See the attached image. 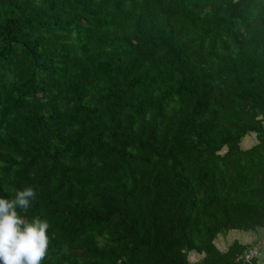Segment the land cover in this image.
Returning <instances> with one entry per match:
<instances>
[{
    "label": "trees",
    "instance_id": "16d2710c",
    "mask_svg": "<svg viewBox=\"0 0 264 264\" xmlns=\"http://www.w3.org/2000/svg\"><path fill=\"white\" fill-rule=\"evenodd\" d=\"M27 186L43 264H251L216 241L264 228V0H0V197Z\"/></svg>",
    "mask_w": 264,
    "mask_h": 264
},
{
    "label": "clouds",
    "instance_id": "9594fccd",
    "mask_svg": "<svg viewBox=\"0 0 264 264\" xmlns=\"http://www.w3.org/2000/svg\"><path fill=\"white\" fill-rule=\"evenodd\" d=\"M36 199L33 186L0 197V264H43L47 257L50 224L39 216H27Z\"/></svg>",
    "mask_w": 264,
    "mask_h": 264
},
{
    "label": "rangeland",
    "instance_id": "374dc122",
    "mask_svg": "<svg viewBox=\"0 0 264 264\" xmlns=\"http://www.w3.org/2000/svg\"><path fill=\"white\" fill-rule=\"evenodd\" d=\"M252 141H255L254 133H249L242 141L243 146H247ZM264 235V228H257L255 230H241V229H230L227 231L225 236L220 235L216 241V244L221 248L225 249V247L231 242L232 239L238 238L239 240L243 242H251V241H258L260 236ZM263 256H261L262 259H264V250L262 249Z\"/></svg>",
    "mask_w": 264,
    "mask_h": 264
},
{
    "label": "built area",
    "instance_id": "2783aa9c",
    "mask_svg": "<svg viewBox=\"0 0 264 264\" xmlns=\"http://www.w3.org/2000/svg\"><path fill=\"white\" fill-rule=\"evenodd\" d=\"M262 249L264 250V237L249 245L242 253L243 261L251 264H264Z\"/></svg>",
    "mask_w": 264,
    "mask_h": 264
},
{
    "label": "crops",
    "instance_id": "0c3cea01",
    "mask_svg": "<svg viewBox=\"0 0 264 264\" xmlns=\"http://www.w3.org/2000/svg\"><path fill=\"white\" fill-rule=\"evenodd\" d=\"M262 237H264V235L260 236V238H262ZM260 238H259V239H260ZM254 241H255V240H254ZM254 241H251V242L254 243Z\"/></svg>",
    "mask_w": 264,
    "mask_h": 264
}]
</instances>
